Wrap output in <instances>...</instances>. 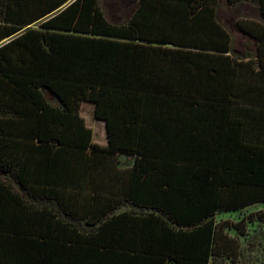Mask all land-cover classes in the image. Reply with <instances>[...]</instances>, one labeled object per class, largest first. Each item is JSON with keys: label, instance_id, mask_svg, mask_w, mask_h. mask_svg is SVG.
I'll list each match as a JSON object with an SVG mask.
<instances>
[{"label": "trees", "instance_id": "trees-1", "mask_svg": "<svg viewBox=\"0 0 264 264\" xmlns=\"http://www.w3.org/2000/svg\"><path fill=\"white\" fill-rule=\"evenodd\" d=\"M122 1L0 0V264H264V0Z\"/></svg>", "mask_w": 264, "mask_h": 264}, {"label": "rangeland", "instance_id": "rangeland-1", "mask_svg": "<svg viewBox=\"0 0 264 264\" xmlns=\"http://www.w3.org/2000/svg\"><path fill=\"white\" fill-rule=\"evenodd\" d=\"M101 4L103 7V10L107 16L108 19H110L111 21L117 22L122 20V18L126 17L129 12H126V8L124 6V1L122 0H101ZM250 7L245 6V7H241L239 10V13H232L229 10H223L221 11V18L222 20L228 21L231 17L233 16H238V17H255V18H259V13L254 9L251 10L249 9ZM40 23V22H39ZM38 24V23H36ZM232 33L235 35L236 37V47L240 50V51H244L247 48H250L252 45L251 42H248L246 40L245 37L242 36V34L240 32H238L235 28L231 29ZM81 114L82 116L85 118V121L87 123L88 126H90L93 129V133H94V140L95 142H98L100 144H107V138H106V124L104 120H100L98 118H96L94 116V104L92 102H84L81 106ZM124 159V158H123ZM132 161V158H126V162L127 161ZM125 161V160H124ZM259 209H264V204L258 203L255 205H252L250 207H248L246 210L241 211L237 214L235 213H228V212H220L218 213L217 216V221L220 222L222 224V221H230V222H238L241 218L243 217H247V215L251 212H256ZM248 229H252L250 228V226H248ZM251 231V230H250ZM232 233L234 234V231H232ZM264 238L263 234H259V238L257 237H251V235L249 234L247 236V238H243V245L246 248L248 253L251 254H256V249H257V244L254 243L255 240L259 241L260 243V248L262 249V247H264V244H262ZM262 239V240H261ZM252 242L253 247L251 245ZM262 244V245H261ZM261 253V252H260ZM264 253V252H263ZM251 254H248L246 257L247 260L251 259Z\"/></svg>", "mask_w": 264, "mask_h": 264}]
</instances>
